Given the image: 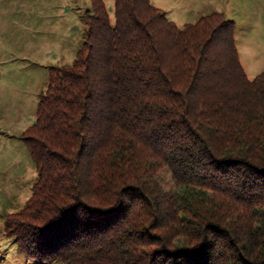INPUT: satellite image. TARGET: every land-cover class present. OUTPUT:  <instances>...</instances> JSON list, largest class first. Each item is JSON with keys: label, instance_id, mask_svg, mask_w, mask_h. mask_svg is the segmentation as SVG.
<instances>
[{"label": "trees", "instance_id": "16d2710c", "mask_svg": "<svg viewBox=\"0 0 264 264\" xmlns=\"http://www.w3.org/2000/svg\"><path fill=\"white\" fill-rule=\"evenodd\" d=\"M82 19L21 133L36 178L5 233L41 263L264 264V70L247 77L234 22L179 27L150 0Z\"/></svg>", "mask_w": 264, "mask_h": 264}, {"label": "rangeland", "instance_id": "374dc122", "mask_svg": "<svg viewBox=\"0 0 264 264\" xmlns=\"http://www.w3.org/2000/svg\"><path fill=\"white\" fill-rule=\"evenodd\" d=\"M113 20V0H102ZM181 27L219 12L234 22L233 39L248 78L264 70V0H150ZM90 0H0V264L41 263L25 257L3 229V216L30 196L36 168L21 133L35 118L48 68L70 64L82 41ZM169 187V174L161 173Z\"/></svg>", "mask_w": 264, "mask_h": 264}]
</instances>
